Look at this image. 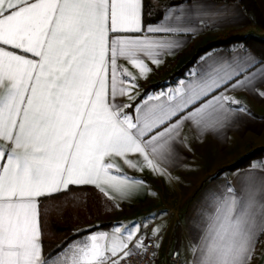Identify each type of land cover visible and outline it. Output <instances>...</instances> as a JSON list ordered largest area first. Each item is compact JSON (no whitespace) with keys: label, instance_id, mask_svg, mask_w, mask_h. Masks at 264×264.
Listing matches in <instances>:
<instances>
[{"label":"snow or ice","instance_id":"snow-or-ice-1","mask_svg":"<svg viewBox=\"0 0 264 264\" xmlns=\"http://www.w3.org/2000/svg\"><path fill=\"white\" fill-rule=\"evenodd\" d=\"M204 6L177 0L146 20L144 0H0V264L155 256L148 221L159 213L77 231L46 253L42 204L93 186L118 209L146 186L126 169L169 176L186 126L203 135L247 112L232 93L264 98V57L243 44L205 50L175 88L140 92L138 80L180 46L176 34L196 31L190 13ZM209 221L196 264H251L264 234L253 197L238 201L229 188Z\"/></svg>","mask_w":264,"mask_h":264},{"label":"crops","instance_id":"crops-1","mask_svg":"<svg viewBox=\"0 0 264 264\" xmlns=\"http://www.w3.org/2000/svg\"><path fill=\"white\" fill-rule=\"evenodd\" d=\"M254 1L259 13L256 22L238 2L204 0L205 6L202 9H193L190 13L191 22L188 26L196 31L179 33L173 37L180 42V46L173 54H166L164 63L153 67L147 78L138 80L140 92L158 94L177 87L188 76V69L194 67L193 62L205 54L193 59L198 48L230 32L245 36L253 42H263L264 0ZM176 2L145 0L148 12L146 20L156 19L166 6ZM241 44L246 46L245 41H242L210 51L227 53L234 45ZM246 49L260 58L248 46ZM118 63L125 62L120 60ZM128 67L134 73L137 72L130 65ZM261 90L264 91V87ZM232 95L242 102L247 112L234 114L223 128L203 135L186 126L184 140L177 148L175 159L168 166L169 176L161 177L148 171L133 173L126 169L128 175L145 180L146 186L137 190L130 199L118 200V209L113 208L111 202L105 200L93 186H84L82 191L90 204L79 216H74L75 222L80 223L78 231L94 225L117 224L122 220V212L125 214V211L130 212L139 207L141 209L137 216L140 215V218L159 213L156 219L149 220L150 226H159L158 237L155 238L159 244L158 257L166 260L173 251H177L181 256V264H196L203 259L201 253L209 229V217L214 214L216 201L227 196L229 188L238 201L249 195L253 197L259 222L261 209H264V167L256 162L264 160V151L246 168H226L243 156L264 148V98L246 91ZM47 204L49 202H43L42 205ZM129 215V221L136 220L133 219L135 212ZM101 230L111 231L109 227ZM258 239L256 258L251 264H264L261 256L264 253V234L258 233Z\"/></svg>","mask_w":264,"mask_h":264},{"label":"trees","instance_id":"trees-1","mask_svg":"<svg viewBox=\"0 0 264 264\" xmlns=\"http://www.w3.org/2000/svg\"><path fill=\"white\" fill-rule=\"evenodd\" d=\"M224 2H238L242 9L249 15V17L256 22L259 17V13L254 0H215ZM145 2V0H144ZM245 41L246 46L254 50L260 57H264V41L253 42L248 40L245 36L237 35L233 32L228 33L225 37L219 38L215 41H210L204 46L198 48L193 59H196L199 55L205 53V50H212L217 48H227L232 44ZM254 44V45H252ZM263 149L253 151L242 158L238 159L232 165L228 166L229 170L243 169L250 166L251 162L255 160ZM221 172V171H220ZM218 172L216 175H218ZM83 188L74 189V191L68 196H63L59 200H46L49 202L47 205H42V213L44 214L43 223V244L44 251L51 252L56 247L61 245L64 241L73 237L77 232L69 234L75 227L71 225L76 224L74 216H78L82 213L83 209L89 208V201L87 195L83 193ZM88 201V202H87ZM50 204H52L50 206ZM75 214V215H74Z\"/></svg>","mask_w":264,"mask_h":264},{"label":"built area","instance_id":"built-area-1","mask_svg":"<svg viewBox=\"0 0 264 264\" xmlns=\"http://www.w3.org/2000/svg\"><path fill=\"white\" fill-rule=\"evenodd\" d=\"M151 243H157L156 239L150 240L149 244ZM158 250H159V247L154 250L156 253L154 257L151 256V252H150L148 258H143V257L137 258L134 261V264H174V261H176L177 259L179 261V264H181V256L177 251H173L167 257L166 260H162L158 257ZM177 253L179 254L178 257L176 256Z\"/></svg>","mask_w":264,"mask_h":264},{"label":"rangeland","instance_id":"rangeland-1","mask_svg":"<svg viewBox=\"0 0 264 264\" xmlns=\"http://www.w3.org/2000/svg\"><path fill=\"white\" fill-rule=\"evenodd\" d=\"M260 167H264V160L262 161V160H258L257 162H256ZM140 209L141 208H139V207H136L133 211H125V214H124V212H122V220L120 221V222H125V223H127L129 220L128 219H130V215L129 214H132V213H134L135 212V214H136V218L135 217H133V219H136L137 221H139V220H141L142 218H140L139 216L140 215H138L137 216V214L139 213V211H140ZM75 215V214H74ZM128 215L130 216L129 218H128ZM131 219H132V217H131ZM148 224H149V221H148ZM72 227H75V229H73V231H71L69 234H73L75 231H78L80 228V223H76V224H73V225H71ZM157 229L159 228V226H157L156 227ZM149 235H151V233L149 232Z\"/></svg>","mask_w":264,"mask_h":264}]
</instances>
